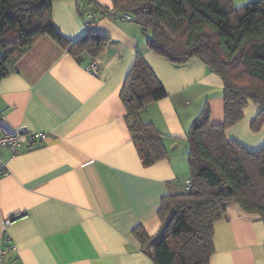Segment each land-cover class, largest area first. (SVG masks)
I'll use <instances>...</instances> for the list:
<instances>
[{
    "label": "crops",
    "instance_id": "obj_1",
    "mask_svg": "<svg viewBox=\"0 0 264 264\" xmlns=\"http://www.w3.org/2000/svg\"><path fill=\"white\" fill-rule=\"evenodd\" d=\"M95 1L83 0L84 15L77 0H55L52 6L54 25L64 37L80 38L89 24L109 37L94 60H77L43 35L0 78V110L12 124L45 135L33 150L3 151L0 241L14 245L6 264H155L133 230L157 234L162 198L185 188L187 132L205 104L213 124L224 121L223 80L202 60L168 61L148 47L149 31L132 18L109 15L112 0ZM252 1L232 0L237 7ZM138 52L167 92L140 112L164 135L168 150L167 158L151 165L143 162L121 97ZM93 61L98 74L89 70ZM261 109L249 101L226 137L251 151L262 148L264 124L251 128ZM214 229L210 264H264L259 214L230 203Z\"/></svg>",
    "mask_w": 264,
    "mask_h": 264
},
{
    "label": "trees",
    "instance_id": "obj_2",
    "mask_svg": "<svg viewBox=\"0 0 264 264\" xmlns=\"http://www.w3.org/2000/svg\"><path fill=\"white\" fill-rule=\"evenodd\" d=\"M54 1L0 0V78L12 72L20 56L43 35L77 60L83 56L94 60L106 48L109 37L92 31L89 23L80 38L64 37L53 22ZM112 1L117 15L128 13L150 32V50L177 65L199 58L223 80L224 121L213 124L206 103L187 132L189 189L162 198L157 234L150 236L142 227L133 230L155 264H210L215 253L214 222L226 214L230 203L264 221V146L251 151L226 137L249 101L262 107L251 128L257 131L264 124V0L240 7L232 0ZM81 3L77 0V9L84 15ZM166 96L138 52L121 97L145 165L167 158L168 150L164 135L153 123L144 122L140 112Z\"/></svg>",
    "mask_w": 264,
    "mask_h": 264
},
{
    "label": "built area",
    "instance_id": "obj_3",
    "mask_svg": "<svg viewBox=\"0 0 264 264\" xmlns=\"http://www.w3.org/2000/svg\"><path fill=\"white\" fill-rule=\"evenodd\" d=\"M111 16L130 18L128 13L116 14L113 7L110 10ZM89 70L98 74V66L93 61L89 65ZM45 135L41 132H34L26 125L12 124L4 111L0 110V176L7 173V163L3 158V151L8 150L11 155H16L21 150H33L36 145L43 142ZM191 184L190 178L186 180V189H189ZM12 219L4 222V229L12 223ZM14 249V245L7 239L0 241V264H6L4 258L7 252Z\"/></svg>",
    "mask_w": 264,
    "mask_h": 264
},
{
    "label": "rangeland",
    "instance_id": "obj_4",
    "mask_svg": "<svg viewBox=\"0 0 264 264\" xmlns=\"http://www.w3.org/2000/svg\"><path fill=\"white\" fill-rule=\"evenodd\" d=\"M246 4H247V3H246ZM244 5H245V4H244ZM240 6H243V5H239V7H240ZM236 7H237V6H236ZM188 176H190V173H188ZM185 178H186V177H183V178H182V182H183V183H182V187H183V184H184ZM184 185H185V184H184ZM185 188H186V185H185ZM185 188H183V189H185ZM183 189H182V190H183Z\"/></svg>",
    "mask_w": 264,
    "mask_h": 264
}]
</instances>
